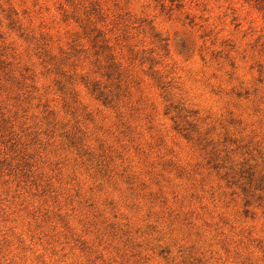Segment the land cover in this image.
Returning <instances> with one entry per match:
<instances>
[{"label":"rangeland","instance_id":"374dc122","mask_svg":"<svg viewBox=\"0 0 264 264\" xmlns=\"http://www.w3.org/2000/svg\"><path fill=\"white\" fill-rule=\"evenodd\" d=\"M0 264H264V0H0Z\"/></svg>","mask_w":264,"mask_h":264}]
</instances>
